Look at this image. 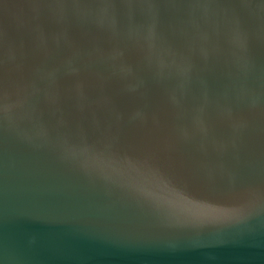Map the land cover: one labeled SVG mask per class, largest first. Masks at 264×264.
<instances>
[{"label": "water", "instance_id": "95a60500", "mask_svg": "<svg viewBox=\"0 0 264 264\" xmlns=\"http://www.w3.org/2000/svg\"><path fill=\"white\" fill-rule=\"evenodd\" d=\"M0 264H264V0H0Z\"/></svg>", "mask_w": 264, "mask_h": 264}]
</instances>
